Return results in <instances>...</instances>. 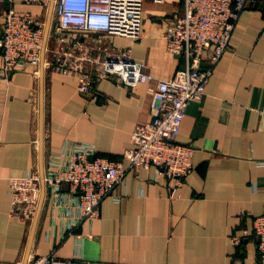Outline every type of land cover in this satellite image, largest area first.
Masks as SVG:
<instances>
[{"label":"crops","instance_id":"1","mask_svg":"<svg viewBox=\"0 0 264 264\" xmlns=\"http://www.w3.org/2000/svg\"><path fill=\"white\" fill-rule=\"evenodd\" d=\"M183 4L146 0L140 38L72 30L66 48L82 56L102 45L128 50L168 79L185 66L164 36ZM6 6L0 2V25ZM16 7L38 9L21 0ZM56 55L45 66L42 58L7 79L0 75V264H27L49 253L90 264H261L253 220L264 214L258 163L264 156V1L242 10L206 94L187 107L178 140L195 146V154L183 184L172 193L156 166L130 169L99 215L76 225L68 185L52 195L42 183L38 213L27 219L13 212L10 177L43 174L68 142L91 144L96 156L129 166L124 153L133 146L135 126L153 119L157 82L128 86L85 70L94 88L81 93L79 72L61 70Z\"/></svg>","mask_w":264,"mask_h":264},{"label":"built area","instance_id":"2","mask_svg":"<svg viewBox=\"0 0 264 264\" xmlns=\"http://www.w3.org/2000/svg\"><path fill=\"white\" fill-rule=\"evenodd\" d=\"M258 1L264 0H183V9L171 15L164 36L168 50L183 56L185 66L177 69L172 77L163 79L150 72L144 62L134 59L128 50L102 45L96 53L82 56L76 49L66 48L68 33L72 30L140 38L145 0H21L23 4L36 6L37 10H19L16 0H0L7 2L0 25V75L5 79L40 63L54 28L57 47L52 52L57 54L55 58L61 63V70L66 72L71 68L79 72L81 93H92L94 88L92 73L85 70L98 78L115 76L128 86L157 82L153 119L135 126L133 146L124 153L129 166L96 156L91 144L68 142L43 174L36 170L10 177L13 212L33 218L38 213L42 183L52 195L58 194L66 184L75 193L74 225L79 220H93L99 215L104 198L115 191L129 170L141 167L156 166V175L170 180L175 193L194 169L195 146L178 140L187 107L204 97L215 64L230 45L240 13L248 4ZM52 3L56 17L48 21L45 14ZM258 163L264 166V156ZM253 234L259 239L258 252L264 264V214L254 218ZM233 240L236 242L239 238L236 236ZM27 264L90 262L81 256L68 259L49 253L38 255Z\"/></svg>","mask_w":264,"mask_h":264},{"label":"rangeland","instance_id":"3","mask_svg":"<svg viewBox=\"0 0 264 264\" xmlns=\"http://www.w3.org/2000/svg\"><path fill=\"white\" fill-rule=\"evenodd\" d=\"M145 2H146V0H145ZM47 16V17H46ZM49 17V19L52 17V18H55L56 17V13H55V10L53 11L52 9H50V12H49V14H47V12H46V14H45V18H48ZM49 26V25H48ZM55 32H54V28H53V30H52V33H51V31H50V36H49V38H48V41L47 42H49V47L52 49V51L54 50V49H56V47H57V40H55ZM53 53V52H52ZM52 53H51V56H52ZM51 56L49 57V59L51 60ZM48 59V62L47 63H45L44 62V59H43V66H45V65H47V64H49V62H50V60Z\"/></svg>","mask_w":264,"mask_h":264},{"label":"bare ground","instance_id":"4","mask_svg":"<svg viewBox=\"0 0 264 264\" xmlns=\"http://www.w3.org/2000/svg\"><path fill=\"white\" fill-rule=\"evenodd\" d=\"M50 9L53 10V3L51 4V6H50V8H49V10H48V14H49V12H50ZM47 25H48V24H47ZM51 53H52V49L49 47V42H48V44H47V46L45 47V49H44V51H43V54H42V58H45V63L48 62V59H49V57L51 56ZM42 58H41V60H42Z\"/></svg>","mask_w":264,"mask_h":264}]
</instances>
